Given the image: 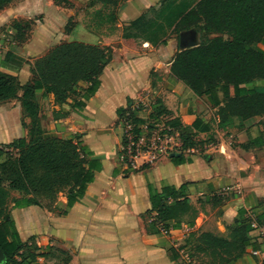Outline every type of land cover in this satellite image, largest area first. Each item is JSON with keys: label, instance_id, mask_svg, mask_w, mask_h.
Returning a JSON list of instances; mask_svg holds the SVG:
<instances>
[{"label": "crops", "instance_id": "1", "mask_svg": "<svg viewBox=\"0 0 264 264\" xmlns=\"http://www.w3.org/2000/svg\"><path fill=\"white\" fill-rule=\"evenodd\" d=\"M67 2L16 0L0 10V75L16 78L21 86L31 81V65L61 43L112 50L99 77L100 86L81 115L64 114L52 94L36 91L46 116V136H78L81 146L90 151L88 160L98 167L84 197L65 215L57 209L10 204L21 242L48 254L36 264H61L51 248L68 253V264H197V259L204 258L193 255L194 236L211 233L228 238L244 221L254 228L249 236L259 243L256 248L248 247L242 257L222 264H264V116L249 120L233 116L221 123L207 96H197L172 75L171 64L182 49L175 39H167L163 45L146 40L137 48L122 42L123 28L159 7L162 0H127L118 9L114 24L94 18L102 9L96 0ZM70 21L74 25L66 33ZM15 23L22 25L19 34ZM253 86L264 93V79ZM156 101L169 115L151 116ZM4 103L0 105V145L27 137L20 103ZM118 109L137 113L141 120L137 127L142 132L151 123L162 128L167 119L175 118L196 141L215 136V142L203 151H183L187 161L180 165H174L167 155L132 172L120 159L126 122L118 117ZM195 121L199 129L193 128ZM169 144L172 151H180L178 132L172 133ZM140 167L138 161L136 168ZM163 184L189 185L188 198L197 211L191 225L175 228L171 221V227L165 228L155 214H148L149 186L160 190ZM11 197L21 195L12 191ZM58 203L65 207L67 200L60 197Z\"/></svg>", "mask_w": 264, "mask_h": 264}, {"label": "trees", "instance_id": "2", "mask_svg": "<svg viewBox=\"0 0 264 264\" xmlns=\"http://www.w3.org/2000/svg\"><path fill=\"white\" fill-rule=\"evenodd\" d=\"M14 1L0 0V10ZM96 1L102 9L94 13V18L114 24L118 9L127 0ZM61 3L68 2L60 0ZM154 10L151 8L123 28V43L137 48L146 41L133 33L152 23L149 14ZM177 18L179 30L201 27L206 32L226 34L229 39L217 37L178 52L171 64L172 75L197 96H207L217 109L221 123L233 116L243 120L264 116V93L257 92L253 86L257 80L264 79V50L260 47L264 46V0H197L193 7L180 12ZM73 25L71 21L68 23L66 33ZM13 27L19 34L22 25L15 23ZM21 37L18 38L24 39V34ZM190 43L187 41L184 47ZM163 44L165 42L160 43ZM111 53V48L78 42L61 43L31 65V81L24 86L14 77L0 75V105L17 100L22 111V126L27 129L26 138L0 145V251L3 255L0 264H36L39 258L48 255L39 253L36 246L21 242L10 204L13 207L34 205L48 211L57 209L59 214L65 215L84 197L98 170L97 163L88 160L90 151L81 146L78 136L63 139L46 136V116L37 101L36 91L52 94L55 104L64 114L81 115L86 102L92 99L100 86L99 77ZM153 76L151 73L150 77ZM155 85L152 80V87ZM117 115L136 126L141 123L135 112L126 114L125 110L118 109ZM167 115L169 113L156 101L151 116ZM24 119L29 123L26 124ZM164 124L173 130L172 133L178 132L182 142L180 151L169 153L174 165L187 161L183 151H203L205 146L215 142V136L196 141L190 131L182 128L178 119L169 118ZM193 128L199 129L197 121ZM134 133L140 135L141 132L136 129ZM125 145L126 138L123 139ZM145 167L147 165H142L132 172ZM188 186L184 184L176 188L163 184L160 190L149 186L151 210L148 214H155L156 221L164 224L165 228L171 227V221L175 222V228L182 224L191 225L197 211L188 198ZM12 191L18 192L21 198H12ZM59 197L66 198L65 207L58 203ZM200 201L204 202V198ZM253 230L244 221L237 224L228 238L211 233L193 235V255L209 257L210 264L236 260L245 254L248 247L256 248L259 243L256 237L249 236ZM50 253L57 255L61 264H68L71 260L68 253L58 248H51ZM174 253L171 250L175 259Z\"/></svg>", "mask_w": 264, "mask_h": 264}, {"label": "rangeland", "instance_id": "3", "mask_svg": "<svg viewBox=\"0 0 264 264\" xmlns=\"http://www.w3.org/2000/svg\"><path fill=\"white\" fill-rule=\"evenodd\" d=\"M197 0H165L163 4L155 8L154 12L149 14L152 23L149 24L146 28L141 30L138 33H133L135 36H140L150 41L152 44H160L162 42L166 43L167 39H175L179 46L184 47L187 41L194 43V47H197L200 43H207L209 40H212L217 37H221L224 40L229 39L226 34H219L217 32H206L201 27L192 28L187 31L179 30L177 27V22L179 20L178 14L183 10H189L195 5ZM204 27L203 23H200ZM105 48V47H104ZM188 48H183L180 51H183ZM17 100H9L7 103H15ZM29 123L28 119H24ZM162 128L156 127L154 123H151V126L148 127L145 134L151 135L153 132H160ZM141 132V131H140ZM161 134L163 132H160ZM170 146V145H169ZM174 151V150H173ZM60 197L58 198V200ZM197 259V264H210L211 259L209 257H202ZM209 262V263H208Z\"/></svg>", "mask_w": 264, "mask_h": 264}, {"label": "built area", "instance_id": "4", "mask_svg": "<svg viewBox=\"0 0 264 264\" xmlns=\"http://www.w3.org/2000/svg\"><path fill=\"white\" fill-rule=\"evenodd\" d=\"M138 127L132 123H125V138L126 145L123 147L120 159L122 163L128 167L137 169V162L141 161L142 165L153 163L161 156H169L172 148L169 146L170 138L173 130L169 127L163 126L160 132H152L151 135L145 132L136 135L134 132ZM140 131V129H139ZM147 131V130H146ZM256 255L257 252H253Z\"/></svg>", "mask_w": 264, "mask_h": 264}, {"label": "water", "instance_id": "5", "mask_svg": "<svg viewBox=\"0 0 264 264\" xmlns=\"http://www.w3.org/2000/svg\"><path fill=\"white\" fill-rule=\"evenodd\" d=\"M194 47V43H190L188 46H186V47H182V49L183 48H193ZM3 257V255H2V253H1V251H0V259Z\"/></svg>", "mask_w": 264, "mask_h": 264}]
</instances>
